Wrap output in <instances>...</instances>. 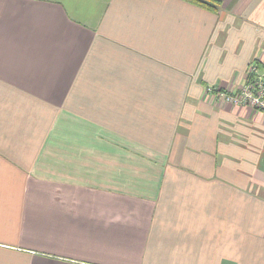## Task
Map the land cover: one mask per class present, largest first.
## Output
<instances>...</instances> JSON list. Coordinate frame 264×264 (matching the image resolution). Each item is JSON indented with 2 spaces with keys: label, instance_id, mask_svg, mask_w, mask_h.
Here are the masks:
<instances>
[{
  "label": "crops",
  "instance_id": "obj_1",
  "mask_svg": "<svg viewBox=\"0 0 264 264\" xmlns=\"http://www.w3.org/2000/svg\"><path fill=\"white\" fill-rule=\"evenodd\" d=\"M219 1L0 0V264H264V111L207 91L264 0Z\"/></svg>",
  "mask_w": 264,
  "mask_h": 264
},
{
  "label": "built area",
  "instance_id": "obj_2",
  "mask_svg": "<svg viewBox=\"0 0 264 264\" xmlns=\"http://www.w3.org/2000/svg\"><path fill=\"white\" fill-rule=\"evenodd\" d=\"M208 92L213 89L208 88ZM217 100L235 105H250L264 111V75L259 72L255 63L249 65L245 82L233 91H215Z\"/></svg>",
  "mask_w": 264,
  "mask_h": 264
},
{
  "label": "trees",
  "instance_id": "obj_3",
  "mask_svg": "<svg viewBox=\"0 0 264 264\" xmlns=\"http://www.w3.org/2000/svg\"><path fill=\"white\" fill-rule=\"evenodd\" d=\"M182 1L212 12H217L220 6L219 0H182Z\"/></svg>",
  "mask_w": 264,
  "mask_h": 264
},
{
  "label": "rangeland",
  "instance_id": "obj_4",
  "mask_svg": "<svg viewBox=\"0 0 264 264\" xmlns=\"http://www.w3.org/2000/svg\"><path fill=\"white\" fill-rule=\"evenodd\" d=\"M257 65V64H256ZM258 67V66H257ZM259 69V68H258ZM213 92H215V90L213 91ZM210 93V92H209ZM122 172H124V173H122V175H127V172H129V170L128 171H126V170H123ZM129 174V173H128ZM130 175V174H129Z\"/></svg>",
  "mask_w": 264,
  "mask_h": 264
}]
</instances>
